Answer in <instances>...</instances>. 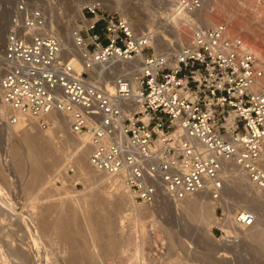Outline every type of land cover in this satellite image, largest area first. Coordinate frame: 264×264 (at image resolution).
<instances>
[{"label": "built area", "instance_id": "obj_1", "mask_svg": "<svg viewBox=\"0 0 264 264\" xmlns=\"http://www.w3.org/2000/svg\"><path fill=\"white\" fill-rule=\"evenodd\" d=\"M201 5L177 0L175 10L192 15ZM82 11L72 39L78 72L62 42L44 32L45 12L24 0L14 6L0 50L1 124L34 121L47 131L50 114L65 116L70 133L87 138L91 168L119 180L141 207L197 194L219 200L225 164L264 190V71L240 38L224 24H192L187 45L145 55L149 39L119 13L101 2ZM74 176L69 167L65 178ZM216 213L227 227L224 208ZM255 223L250 209L233 218L237 228Z\"/></svg>", "mask_w": 264, "mask_h": 264}, {"label": "bare ground", "instance_id": "obj_2", "mask_svg": "<svg viewBox=\"0 0 264 264\" xmlns=\"http://www.w3.org/2000/svg\"><path fill=\"white\" fill-rule=\"evenodd\" d=\"M252 1L255 2V0H202L201 8L197 10L194 14L192 15H188L185 13L183 14V12L176 10V12L173 15H171V18L167 20V23H171V25L174 24V27L177 30L174 28L175 30H172L171 33L174 35L175 38L178 39V43H180V45L185 46L188 44L186 41V37H187L186 35L192 34V28H191L192 24H198L200 26L203 25L204 27H214L217 25L216 24L217 19L215 17L216 15L215 14H214L215 16L213 15V13L216 12L215 10H217V13H220L224 16V19L222 18V20H224V24L231 26L230 29L228 28V32L231 36H233L234 34V37L235 36L237 37V36H240L241 33H251L252 35L257 36L263 40L264 39V30H263L264 29V10L259 9L257 6L255 7L254 6L255 4H253L254 2ZM81 8L78 9V18L81 21H83ZM244 9L249 10L248 13H246V15H244V13L247 10L245 11ZM242 10H244L243 11L244 13H242ZM249 12L251 13L253 17L254 23H251V21L253 20L251 21L248 20L251 18L250 15H249L250 18L245 17L247 16V14H249ZM214 18L216 19V21ZM54 19L51 17V19L47 21L44 31L45 33H48L49 35L56 36L62 42V46L64 50L71 53L70 55L71 65L74 67L76 71L79 72L81 70V63L73 51V48H72L73 40L72 39L74 36L73 30L77 31L80 27L74 26V28L71 29L72 27L70 28L68 24H64L61 20H54ZM144 36L147 39H149V41L147 42L148 46L149 45L152 46V48L155 51V55L162 54V51L166 50V47L168 45L167 44L168 40L164 34L162 36L158 34L155 36L153 34L144 35ZM240 39L243 41L245 48L256 56L259 66L264 71V53H262V51L259 48L251 45L246 39L244 38H240ZM3 40H4V36L0 30V43ZM143 57L144 56L140 54V56L137 57V60H142ZM125 66L126 64L124 63L121 64V67L124 68ZM99 69L96 70L95 76L91 74L92 78L97 77L98 72H100ZM109 79H110L109 77L105 78L104 80L105 84L109 83ZM260 86L264 87V77L262 81L260 82ZM7 113H8L7 109L2 105L0 101V118H5L7 116ZM49 118H50V126H49V129L47 130V134L44 133L45 136H42V135L38 136L34 132L35 125L37 124L34 121H27V120H21L19 123H17L14 126H9V127L7 126L6 128H7V132L9 133L8 135L11 137L14 134L17 135L18 142H19V145L18 143L17 145L19 148L24 147L26 149L28 159L35 166V169L33 170H35L34 173L38 177L42 175V179H44L43 176H46L45 174H47V172L51 171L52 168L55 167L56 165H61L63 163L62 164L63 166L61 167L63 168L62 171L64 169H68L69 167L67 166L69 165L70 167L72 166L73 168H75V170L77 171V172L75 171V176H74L75 178L72 182L67 181V179L65 178L64 172H63L64 174H62L63 177L62 175H60L63 179L66 180V182H69L70 188H73L75 186L74 183L76 179H79V180L82 179V181H84L87 187L83 192L79 193L72 189L69 190L67 189V187L64 186L65 189L62 190L63 192L61 191L62 193H57L55 195L51 194L50 197L48 196L49 200H54L60 203L62 202L61 208L65 206L69 210L68 211L69 214H65L68 216L67 217L68 219L67 218L66 220L62 219L61 221L60 219L59 220L57 219L58 222L60 223L56 222V224L52 226V229L53 227L55 228L53 230L50 228L51 231H49L50 229L46 227L48 223L46 224V217H45V214L49 212L50 209L47 212L46 211L44 212V208L42 209L41 207V209L43 210L42 211L39 207H37L39 211L36 208L37 211L36 210L35 211L38 213H34V207L27 205L28 208L25 211H23L22 213H18L17 208H16L17 206L14 207L9 202V200H6L5 198L1 197L2 199H0V264H31L32 263L30 256L26 251V248H25L26 246H24L23 243H21L22 240L19 238V234H17L16 230L14 231L13 229H10L11 225L9 227L10 220H12L13 218L14 219L16 218V221H18L17 225H19L18 228L20 227L21 230L23 229V232L25 233L24 234L25 237H23V239L27 237L26 239H29L28 242L31 243L32 247L38 248L39 244L41 245V242L43 241L44 238L48 239L46 237H50L49 235L55 236V237L60 236L61 238L65 240V242L66 240L70 241L71 244H68L69 246L71 245L70 248L72 247V249H75V250L77 249L79 253L77 252L78 254H76V252L75 253L73 252L72 255L70 254L71 256H70L68 264H101L100 262L104 260V258L110 257L111 255L117 253V251L119 250L123 252L122 248L124 247H131L132 249V253H133L132 256L129 257L128 255L130 260H132V262L130 263L128 262L129 264L131 263L133 264L136 260L137 261L142 260L146 252V248H147L146 245L150 244L148 240L149 238L144 232L145 228L142 227V220H143L142 218L145 213L144 211L147 210L146 209L147 207L146 208L141 207V206L139 207L138 205H136L131 194L128 192L126 187L119 180L109 175H106L102 172H97L91 168L88 162V158H89L88 155L90 153V150L87 145V138L86 137H76L72 135L69 131L68 120L65 116L61 114H57V113H52L49 115ZM1 126H4V125L0 123V128ZM15 137L16 136H14V139H16ZM14 142H17V139L14 140ZM9 150L10 149L7 148V154L12 149L10 151ZM24 153L26 156L25 151ZM10 154H12V151ZM15 155H16V152H15ZM16 156H15V161L13 160L16 163L15 166L17 165ZM17 167L18 166H16V168ZM19 167L21 168L22 166L20 165ZM57 168L58 167H56V170ZM13 169L16 170L14 167ZM60 171L58 170L57 172H55V174L56 175L60 174L59 173ZM54 176H53V180H54ZM61 177H59L60 180H63L61 179ZM222 177L225 181V184L228 185L226 187H228L229 190L235 189V191L234 190L227 191L225 187L226 191L222 193L221 198L217 201L213 200L207 194H197V195H193L181 201H174V205L182 209L185 208L183 210H187L188 216L190 220L193 222V224L194 223L204 224L209 229H211L210 224L212 223L216 224L219 228L222 229L223 238L225 240L229 238H233L235 237V235L238 237L244 236V237H247L248 240L252 241V243H256V246L257 244L259 245L262 244L264 246V225H263L264 218H260L259 216L255 217L256 223L252 228H249V229H243L239 227L237 228L233 225V218H234L236 211L231 212L229 209L228 210L229 212L227 211L228 213L226 212L225 214L228 225L227 227L226 226L222 227L219 223V219L216 213L217 207L224 206L226 202H227L226 205L229 204L227 207H230L231 205V206L240 208V210L249 209L245 204L241 203L242 204L241 205L239 203L244 200L247 201L248 198H250L253 201H256L257 199H259L261 193H263L264 190L254 189L248 183L247 179L240 173L239 169L233 164L224 165ZM57 178L58 177H56L55 179ZM5 182L8 183L7 181ZM63 182L64 181H62V184ZM64 185L66 184L64 183ZM44 186L42 184V187L40 188H44ZM55 187L56 186L54 187L52 186L53 189H55ZM105 187L108 189V190L106 189L107 190L106 197L102 196L104 193V192L102 193V191ZM2 188L0 186V196L4 197V194H3L4 190H2ZM40 191L42 190L40 189ZM53 191L51 192L53 193ZM240 191L246 192L247 195L249 194V196L247 197L239 193ZM113 197H114V200H113ZM43 198H45V196ZM28 201L30 202V200ZM29 202H27L26 204H29ZM32 202H34V200ZM169 202L170 204L173 203L171 201ZM106 203L108 205V206L106 205L107 207H105ZM55 204L53 203V205ZM93 205L96 207H93ZM251 206H253V204ZM52 211L53 210H51V212ZM81 212L87 213V217H86L87 225L86 223L84 224L85 229L89 230L90 232L92 231L91 233L90 232L89 233L93 234V236L94 234L101 236L100 238H98L100 239L99 240L100 244L97 243L99 244V246L96 243L93 244V249H91L93 251H90L92 253L90 254V258L88 260L86 259L85 256L89 254L86 255L85 253H90L89 248L91 247L88 244L89 242L87 243L86 241L82 240V237L80 240L84 241L83 243H80V241L79 243H77L78 241L75 242L74 238H76L75 236L79 234L80 230L77 227V224L76 226H74V228L70 227L71 226L70 223L74 224L75 222H77L76 220H78V215ZM151 212L148 211L149 218L152 217L151 214L153 212L152 213ZM121 216L123 217L121 218ZM113 217H115L116 219ZM117 218L120 220V224H123L124 219L132 218L134 225L139 226V231L135 230V232L131 231V233L129 234L126 233L123 236H121V240L119 241V239L117 238V235H115V232H114L115 226L113 222V220L114 219L117 220ZM182 218H184V216ZM119 220L117 221L119 222ZM150 222H151V225H153V227L154 225H156V219L154 221L151 218ZM115 225H116V222H115ZM188 227H190V225H188ZM18 238L21 241H19ZM170 249H173V248H170ZM80 252L81 253L85 252L83 254L85 255L83 258L81 257L82 254Z\"/></svg>", "mask_w": 264, "mask_h": 264}, {"label": "rangeland", "instance_id": "obj_3", "mask_svg": "<svg viewBox=\"0 0 264 264\" xmlns=\"http://www.w3.org/2000/svg\"><path fill=\"white\" fill-rule=\"evenodd\" d=\"M19 1L20 0H0V27H1L0 30L4 36V40L0 43V50L3 47L5 37H6L7 32H8V20L10 18L11 11L13 10L14 6ZM24 1L27 2L28 4L34 6V7L41 8L46 14L47 21L50 20L52 17L53 19L55 18L54 20H61L64 24H68V26L70 28L72 27L71 29H73L74 26L80 27V25H81V22H80L81 20L78 18V9L79 8L82 7L81 12L83 14V11H82L83 6H85L89 3H92V2H101L104 5V8L107 12H110V13L116 12V13H119L123 18H125L132 25V27L134 28V31L137 34H140V35H142V34L143 35L153 34L154 36L157 34L162 36L164 34L168 40L167 41L168 45L166 47L167 51L163 50L162 54L169 52V50H171V49L178 50L179 48L183 47L182 45H180V43H178V39L175 38L174 35L171 33L172 30L176 29L174 27V24L171 25V23H167V20H169L171 18V15H173L176 12L175 6H176L177 0H24ZM252 2H254V1H252ZM253 4H255L254 5L255 7L257 6L259 9L264 10V0H255V2ZM244 10L246 11L247 9H244ZM244 10H242V13H244L243 12ZM215 11L216 12H214L213 15L214 14L216 15V16L214 15L217 19L216 24L217 25L224 24V20H222V18L224 19V16L220 13H217V10H215ZM248 11L249 10H247L244 13V15H246V13H248ZM249 15L251 18L249 17ZM245 17L250 18V19H248L249 21L253 20V17H252L250 12ZM216 19H215V21H216ZM251 23H254V20L251 21ZM201 26H203V25H201ZM226 26H228V25H226ZM229 26H228V28L230 29L231 26L230 27ZM73 32H74V30H73ZM54 33H56V32H54ZM161 33H163V34H161ZM46 34H48V33H46ZM186 36H185L186 41H187V43H189L191 35H186ZM233 36H234V34H233ZM237 37L246 39L251 45L259 48L262 51V53H264V39L262 40L259 37L252 35L251 33H241L240 36H237ZM144 53H145V55H151V54H155V51L152 48V46L149 45L145 49ZM6 127L7 126L4 125V126H1V128H0V186H1V188L3 187L2 190H4L3 191L4 197L0 196V199L5 198L6 200H9V202L14 207L17 206L16 208H17L18 213H22L23 211H25L28 208L27 205L34 207V213H38V212H36L38 210L37 207H39L40 209H41V207H42V209L44 208V212L45 211L47 212L50 209L49 212L46 213L47 215L45 214V217H46V224L48 223L46 225V227L49 229L50 228L52 229V226L55 225L59 219H60V221L62 219L66 220V218L68 216L65 214H69L68 213L69 210L65 206L61 208L62 202L60 203V202H57L54 200H49L48 196L50 197L51 194L55 195L57 193H62L63 192L62 190L65 189V187H67V189H69V190L72 189V190L80 193L86 189L87 185L84 183V181H82V179H80V180L76 179L75 183L76 182L78 183L77 188L73 187L74 185L72 186L73 188H70L69 182H66V180L62 178L63 177L62 174H64L65 171L67 170V169H64L62 171L63 168H61V167L63 166L62 165L63 163L61 165H56L55 167L52 168L51 171L47 172V174H45L46 176H43L44 179H42V175L38 177L34 173L35 170H33V169H35V166L29 161L26 149L24 147H20V148L18 147L19 142H18L17 135L14 134L12 137L9 136L8 135L9 133L7 132ZM34 132L38 136H41V135L45 136L44 133L47 134V131H41L37 125H35ZM14 136H16L15 138L17 139V142H14V140H16V139H14ZM17 143H18V145H17ZM7 148H9L10 150L12 149L11 150L12 154H10L11 153L10 150H9L10 152L7 154ZM23 150L26 152V156H25V153ZM15 152H16V155L18 157L15 155ZM15 156H16V161H17L16 166H18L17 167L18 169L16 168V166H15L16 163L14 162ZM20 165L22 166L21 168L19 167ZM13 167L16 170H14ZM56 167H58L57 170H56ZM67 167H70V165ZM19 169L22 171H20ZM58 170L59 171L61 170L59 172L60 174L56 175L55 172H57ZM74 171H76L75 168H74ZM60 175H62V177ZM53 176H54V180H53ZM56 177H58V178L61 177V179H63V180H60V178L55 179ZM5 181H7L8 183H6ZM62 181H64L63 184H62ZM64 183L66 185H64ZM42 184H43V186L45 185L44 188H40V187H42ZM50 185H52L53 187L56 186L55 189H53L52 186H50ZM226 186H228V185L225 184V187ZM49 187H51V188H49ZM39 188L42 191H40ZM102 189H101V191H102ZM106 189L107 188L105 187L102 191V193L103 192L105 193V194L103 193V195H102L104 197L107 196L106 191L108 189L107 190ZM226 190L227 191H230V190L235 191V189L229 190L228 187H226ZM51 191H53L54 194ZM239 193H241L247 197L249 196V194L247 195L246 192L240 191ZM43 195L45 196V198H43L44 197ZM56 198H57V196H56ZM28 200H30V202ZM31 200L32 201L34 200V202H32ZM113 200H114V197H113ZM111 201H112V199H111ZM247 201L244 200V201L240 202L239 204H241V203L245 204L250 210H252L254 212L255 217L259 216L260 218H264V192L261 193L259 199H257L256 201H253L250 198H248ZM27 202H29L30 205L26 204ZM50 202H51V204H50ZM53 203L54 204L56 203V204L53 205ZM226 203L224 204V206H218V207H223V208L226 207V208H224L225 214L229 209L231 212L232 211L235 212V211L240 210V208L234 207L231 205H230V207H227L229 204L226 205ZM172 204H170V202H168L166 200H163V201L155 204L154 206L147 207V208L145 207L149 212H151V211L153 212V213L151 212L152 213L151 218L154 221L156 219V225H158V226L154 225V227H153V225H151V222H150L151 218H149L148 211L145 210L144 211L145 213L143 212L144 215L142 218L143 219L142 220V227L145 228L144 232L148 236V238H149L148 240H149L150 244L146 245V247H147L146 252H145L146 256L144 255V258L142 260H138V261L136 260L137 262L135 261L134 263L139 264L142 261L140 264H146V263L151 264L152 262H153L152 264H156V263L157 264H213V263L214 264H254V263L255 264H264V249H263L264 246L262 244H260V245L257 244V246H256V243H252V241L248 240L247 237H244V236L238 237L236 235H235L236 239L232 238L230 241L229 240L223 241V240H221L220 233L217 229L218 226L216 224H214V223L210 224L211 229H209L204 224H200V223H198V224L194 223L193 224V222L190 220V218L188 216L187 210H183L185 208L182 209L180 207L175 206L174 202ZM252 204H253V206H251ZM56 205H57V207H56ZM106 205H107V203L105 204V207L108 206V205L107 206ZM58 206H60V207H58ZM93 207H96V206L93 205ZM36 208H37V210H36ZM51 210H53L54 212L53 211L51 212ZM57 211H59V212H57ZM63 216H64V218H63ZM145 216H147V217H145ZM183 216H184V218H182ZM217 216L219 217L220 213L217 214ZM86 217H87V213L81 212L78 215V220H76L77 222H75L74 224L70 223V225H71L70 227L74 228V226H76V224H77V227L79 228L80 232L77 236H75L76 238H74L75 239L74 241L75 242L78 241L77 243H79V241H80V243H83L84 241H86L87 243L89 242L88 244L91 247V248H89V252H90V251H93V250H91V249H93V244H95V243L100 244V242H99L100 239H98V238H100L101 236H98L97 234H94V236H93V234H90L92 231L90 232L89 230L85 229L84 224L86 223V225H87ZM122 217L123 216H121V218ZM113 218H115V217H113ZM115 219L113 220L114 226H115L114 232H115V235H117V238L119 239V241L121 240V236H123L124 234H126V233L129 234V233H131V231L135 232V230L139 231V226L134 225L132 218L131 219L127 218L128 220L124 219L123 224H120V220L118 218H117V220H119V222ZM54 221H55V223H54ZM115 222H116V225H115ZM10 223H9V227L11 225L10 229H13L14 231L16 230L17 234H19V238L22 240L21 241L18 238L19 241H21V243H23V245L26 246L25 247L26 251L29 254L31 262H32L31 264H68L70 256L73 254V252L74 253L76 252V254L79 253L77 249L75 250V249H72V247L70 248L71 245L70 246L68 245V244H71L70 241L66 240V242H65V240L63 238H61L60 236L55 237V236L49 235L50 237H46L48 239L44 238L43 241L41 242V245L39 244L38 248L32 247L31 243L28 242L29 239H26L27 237L23 239V237H25L24 236L25 233L23 232V229L21 230L20 227L18 228L19 225H17L18 221H16V218L15 219L13 218L12 220H10ZM58 223H60V222H58ZM78 223H80V224H78ZM117 224H118V226H117ZM188 225H190V227H188ZM54 228L55 227H53V229ZM80 228L83 230H81ZM49 229H47V230H49ZM51 229L49 231H51ZM159 229L161 232L159 231ZM169 235H170V237H169ZM81 237H82V240H84V241L80 240ZM85 237H87V238H85ZM23 240H24V242H23ZM96 240H98V241H96ZM90 241H92V242H90ZM176 242H177V244H176ZM179 243H180V245H179ZM99 244H97V245L99 246ZM29 247H30V249H29ZM170 248H173V249H170ZM169 249H170V251H169ZM122 250H123V252H121V250H119L120 252L117 251V253L113 254L114 256L111 255L110 257L104 258V260H102L100 263L101 264H129L130 262H132V260H130V258H129L133 254L131 247H124V248H122ZM84 253L85 252H83L81 254L83 255ZM91 253L92 252L85 253L86 255L89 254V255H87L89 257H87L85 255H83V256L81 255V257L83 258L85 256L86 259L88 260L90 258ZM128 255H129V257H128ZM150 258H151V260H150ZM161 260H163V261H161Z\"/></svg>", "mask_w": 264, "mask_h": 264}]
</instances>
